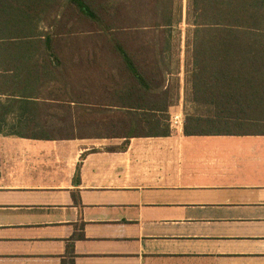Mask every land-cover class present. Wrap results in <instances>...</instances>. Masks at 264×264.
<instances>
[{"label": "crops", "instance_id": "0c3cea01", "mask_svg": "<svg viewBox=\"0 0 264 264\" xmlns=\"http://www.w3.org/2000/svg\"><path fill=\"white\" fill-rule=\"evenodd\" d=\"M169 1L178 24L148 13L152 0H120L117 24L185 26L186 0ZM78 18L57 0H0V264H264V129L186 135L181 74L173 88L166 74L165 100L132 109L111 93L119 55L32 51L19 36L88 35Z\"/></svg>", "mask_w": 264, "mask_h": 264}, {"label": "trees", "instance_id": "16d2710c", "mask_svg": "<svg viewBox=\"0 0 264 264\" xmlns=\"http://www.w3.org/2000/svg\"><path fill=\"white\" fill-rule=\"evenodd\" d=\"M56 0H31L32 3L50 4ZM125 1V0H124ZM64 6H73L78 15V31L88 35H73L54 43L47 33L42 40L33 25L19 31V36L31 37L27 50L104 51L119 55L106 60L112 78L119 80L112 96L126 100L132 109L137 100H165L162 89L175 52L172 35L179 26L137 29L119 26L120 0H57ZM178 7V6H177ZM171 2L152 0L148 13L164 19L172 17ZM167 9V10H166ZM175 22L181 20L180 11L173 12ZM164 22V21H163ZM116 23V25H115ZM184 47L188 63L186 71V103L184 105L183 133L249 134L264 129V0H186L184 15ZM68 24V23H67ZM62 26L66 27L63 23ZM68 26V25H67ZM69 27V26H68ZM70 29L62 28V30ZM142 37L138 44L129 41ZM91 42H90V41ZM131 52L146 57L132 58ZM166 54L169 57H166ZM75 61V60H72ZM89 62L90 60H77ZM31 96L33 91H21ZM66 94V92H64ZM166 102V101H165ZM147 110H166L151 106ZM148 129L158 120H146ZM136 125V122L134 121ZM0 123V132L7 131ZM14 125L9 128L14 130ZM136 127V126H135ZM132 128L130 133L138 129ZM9 131V130H8ZM15 131V130H14Z\"/></svg>", "mask_w": 264, "mask_h": 264}, {"label": "rangeland", "instance_id": "374dc122", "mask_svg": "<svg viewBox=\"0 0 264 264\" xmlns=\"http://www.w3.org/2000/svg\"><path fill=\"white\" fill-rule=\"evenodd\" d=\"M175 36V42H176V49L175 52L171 54V62L170 67L172 68L169 73L172 75H169V87H176L178 79L181 78L180 74L182 76V82H186V71L184 69V66L188 63V59L185 53V47H184V26L180 28V31L175 29L174 31ZM180 38H183V47H181ZM183 50L181 57H178V54L180 51ZM110 66V65H109ZM182 66V67H180ZM180 68H182L180 70ZM179 73V74H178Z\"/></svg>", "mask_w": 264, "mask_h": 264}, {"label": "built area", "instance_id": "2783aa9c", "mask_svg": "<svg viewBox=\"0 0 264 264\" xmlns=\"http://www.w3.org/2000/svg\"><path fill=\"white\" fill-rule=\"evenodd\" d=\"M182 114L179 113H175L172 116L169 117V126L171 128H177V127H181L182 125Z\"/></svg>", "mask_w": 264, "mask_h": 264}]
</instances>
